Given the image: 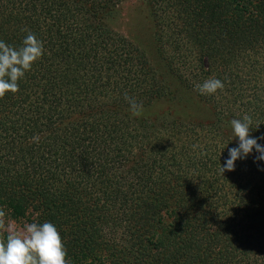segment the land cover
Segmentation results:
<instances>
[{
    "label": "trees",
    "instance_id": "1",
    "mask_svg": "<svg viewBox=\"0 0 264 264\" xmlns=\"http://www.w3.org/2000/svg\"><path fill=\"white\" fill-rule=\"evenodd\" d=\"M123 1L0 0V41L44 46L0 98V207L53 223L69 264H264V160L221 171L233 119L264 145V0H144L153 60Z\"/></svg>",
    "mask_w": 264,
    "mask_h": 264
},
{
    "label": "clouds",
    "instance_id": "2",
    "mask_svg": "<svg viewBox=\"0 0 264 264\" xmlns=\"http://www.w3.org/2000/svg\"><path fill=\"white\" fill-rule=\"evenodd\" d=\"M43 53V42L31 32L19 49L0 41V98L5 97L6 93L14 94L19 91L18 81L24 78ZM196 89L202 95H213L224 89V83L220 79L209 78L196 85ZM125 100L130 105L132 115L139 116L143 105L127 94ZM251 123V118L247 115L243 119L231 121L234 137L239 138V146L229 150L230 158L221 167L223 173L233 171L236 160L246 158L253 149L259 154L257 161L264 160V145L250 136ZM32 140L38 143L39 137L34 136ZM8 215L4 207H0V230L8 233L6 242L0 240V264H69L62 237L53 223H26L23 232H20L7 219Z\"/></svg>",
    "mask_w": 264,
    "mask_h": 264
},
{
    "label": "rangeland",
    "instance_id": "3",
    "mask_svg": "<svg viewBox=\"0 0 264 264\" xmlns=\"http://www.w3.org/2000/svg\"><path fill=\"white\" fill-rule=\"evenodd\" d=\"M113 25L116 31L126 36L140 47L146 49L151 59H154V45L152 44L154 26L150 8L144 0H124L122 5L118 8V13L113 18ZM167 109L168 107H163V110ZM157 112L158 111L141 113L139 116L147 118L156 116ZM252 153L256 156L258 154L255 149H253ZM13 223L17 231L23 232V226L25 224Z\"/></svg>",
    "mask_w": 264,
    "mask_h": 264
}]
</instances>
